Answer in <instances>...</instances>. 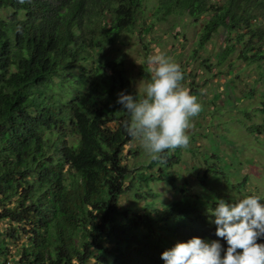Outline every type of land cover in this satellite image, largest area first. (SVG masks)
I'll return each instance as SVG.
<instances>
[{
  "label": "trees",
  "instance_id": "1",
  "mask_svg": "<svg viewBox=\"0 0 264 264\" xmlns=\"http://www.w3.org/2000/svg\"><path fill=\"white\" fill-rule=\"evenodd\" d=\"M186 17L201 22L191 62L220 33L215 63L210 56L200 66L214 64L221 76L235 60L258 70L245 98L260 94V106L241 114L260 122H238L264 136V0H0V264H165L164 251L193 237L227 248L215 235L212 194L230 203L249 196L248 175L231 182L215 146L211 156L202 153L197 183L187 182L196 190H180L173 175L183 150L196 157L194 148L166 150L130 169V115L117 100L121 92L143 94L133 89L124 60L105 54L139 22L149 34ZM142 70L149 82L146 64ZM227 74L233 77L221 88L229 94L231 82L242 81ZM156 182L168 183L177 198L157 206ZM127 192L133 203L120 208Z\"/></svg>",
  "mask_w": 264,
  "mask_h": 264
},
{
  "label": "rangeland",
  "instance_id": "2",
  "mask_svg": "<svg viewBox=\"0 0 264 264\" xmlns=\"http://www.w3.org/2000/svg\"><path fill=\"white\" fill-rule=\"evenodd\" d=\"M142 22L134 30L133 34H122L119 41L105 51V54L111 58H122L125 63L126 75L131 81L133 89L143 94V87L148 80L143 76V65L149 68L147 58L158 52H163L177 62L182 72L188 76L187 80L181 84L192 90L198 91L196 95L198 102L202 105L199 115L192 120L193 127L189 130V135L194 136L196 141L190 140L188 149L194 148L196 157L183 150L182 162L174 169L173 175L178 179L180 190H196V186H190L187 182H196L202 175L205 168L204 155L211 156L213 146L220 154L228 167L229 179L234 184L241 182L243 177L248 175V181L245 184V195H256L264 199V136L250 134L243 123L250 125L252 122H260L258 117L253 120H247L241 114L248 111L253 114L254 109L260 106L261 97L246 99L250 86L255 80L259 79L258 70L254 65L246 66L240 64L234 58L232 67L228 63L220 70L223 75H217L219 71L214 64L210 70L200 66L203 59L212 57L215 63V56L221 50L223 43L219 34L214 35L211 41L206 45V50L197 53L195 61L190 60V55L196 49V43L199 38L201 22L193 24L187 17L179 21L173 29L170 24L163 22L156 24L146 34ZM142 38L140 41L139 39ZM232 72L234 77H238L242 82L232 81L231 92L228 94L222 85L229 77L228 72ZM213 75H216L215 77ZM220 88L222 98H214L217 94L215 90ZM258 93L264 92V80H260ZM192 94V93H191ZM238 120L242 121L241 123ZM125 163L130 169H140L151 160L142 146L139 139H133L124 148ZM225 180L221 178L218 189L225 188ZM214 185V184H213ZM190 186V187H189ZM189 187V189H187ZM152 190L158 194L155 199L156 205L167 203L177 198L176 193L166 182H156L151 185ZM226 192V191H225ZM219 191H215L212 197L219 199ZM224 193V192H222ZM133 203L129 192L121 196L118 200L120 208L130 207ZM142 206L143 203L139 202ZM0 223V229H2ZM11 247V246H10ZM4 261V258H0ZM5 264H12L6 262Z\"/></svg>",
  "mask_w": 264,
  "mask_h": 264
},
{
  "label": "clouds",
  "instance_id": "3",
  "mask_svg": "<svg viewBox=\"0 0 264 264\" xmlns=\"http://www.w3.org/2000/svg\"><path fill=\"white\" fill-rule=\"evenodd\" d=\"M150 81L143 95L119 93L117 103L130 115L126 131L139 139L152 159H160L166 150L187 148L192 120L202 110L196 95L181 84L180 65L163 52L147 58ZM212 223L215 235L226 241L225 249L216 240L205 242L193 237L178 242L162 253L165 264H264V203L256 195L246 196L234 203L214 200Z\"/></svg>",
  "mask_w": 264,
  "mask_h": 264
}]
</instances>
